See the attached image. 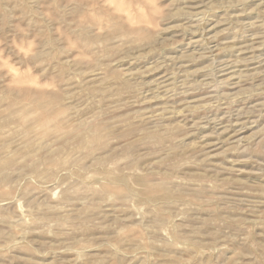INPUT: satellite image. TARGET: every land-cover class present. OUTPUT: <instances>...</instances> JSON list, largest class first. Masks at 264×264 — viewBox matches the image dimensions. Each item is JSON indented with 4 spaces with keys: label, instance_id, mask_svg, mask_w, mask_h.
<instances>
[{
    "label": "rangeland",
    "instance_id": "374dc122",
    "mask_svg": "<svg viewBox=\"0 0 264 264\" xmlns=\"http://www.w3.org/2000/svg\"><path fill=\"white\" fill-rule=\"evenodd\" d=\"M0 264H264V0H0Z\"/></svg>",
    "mask_w": 264,
    "mask_h": 264
}]
</instances>
